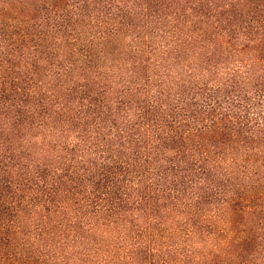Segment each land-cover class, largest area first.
I'll use <instances>...</instances> for the list:
<instances>
[{
    "label": "trees",
    "instance_id": "obj_1",
    "mask_svg": "<svg viewBox=\"0 0 264 264\" xmlns=\"http://www.w3.org/2000/svg\"><path fill=\"white\" fill-rule=\"evenodd\" d=\"M0 264H264V0H0Z\"/></svg>",
    "mask_w": 264,
    "mask_h": 264
}]
</instances>
